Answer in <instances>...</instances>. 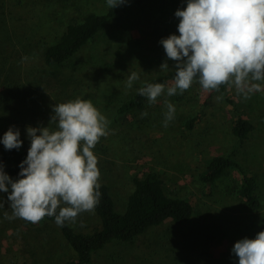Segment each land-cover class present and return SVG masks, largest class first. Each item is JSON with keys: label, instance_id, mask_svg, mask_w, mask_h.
<instances>
[{"label": "rangeland", "instance_id": "374dc122", "mask_svg": "<svg viewBox=\"0 0 264 264\" xmlns=\"http://www.w3.org/2000/svg\"><path fill=\"white\" fill-rule=\"evenodd\" d=\"M136 0L116 7L119 20L73 61L47 67L45 49L72 20L92 11L106 12V0H0V135L10 127L27 136V127H46L55 104L90 100L110 121L109 134L93 149L98 158L100 185L111 189L116 210L124 213L134 179L161 173L169 194L195 207L185 224L168 221L152 228L136 243L113 241L99 251L94 264H238L232 253L236 241L255 238L264 220V91L244 99L234 87L225 95L204 91L197 83L183 94L158 98L144 110L126 115L119 107L142 85L174 67L160 43L179 35L177 9L187 0H155L139 6ZM131 23V24H130ZM139 80L126 87L129 75ZM165 100L175 106V118L164 127ZM238 114L255 130L245 141L233 134ZM147 112V116L141 114ZM196 119L195 129L187 123ZM219 156H231L256 180L262 208L246 206L238 194L243 176L231 171L209 188L201 176ZM1 162V161H0ZM4 166V165H3ZM8 174V169L4 166ZM9 175V174H8ZM8 193L0 192V264H66L76 254L53 223L29 226L12 215ZM71 226L90 235L101 227L94 212L81 213Z\"/></svg>", "mask_w": 264, "mask_h": 264}, {"label": "clouds", "instance_id": "9594fccd", "mask_svg": "<svg viewBox=\"0 0 264 264\" xmlns=\"http://www.w3.org/2000/svg\"><path fill=\"white\" fill-rule=\"evenodd\" d=\"M110 9L128 0H106ZM177 31L161 39L167 69L173 61L174 79L169 83H147L138 90L149 104L161 96L183 94L194 81L205 91H220L222 85L234 87L244 99L264 91V0H187L177 9ZM139 80L132 72L127 88ZM164 127L175 118V106L164 101ZM48 126H28L30 147L19 165V178L13 180L0 162V192L8 193L12 215L36 224L54 217L63 227L75 223L81 213L94 212L101 192L98 158L93 149L109 134L110 121L90 100L76 98L53 106ZM147 116V112L141 114ZM6 150L19 149L20 131L10 127L0 139ZM0 207L3 201L0 199ZM232 253L238 264H264V231L255 238L235 242Z\"/></svg>", "mask_w": 264, "mask_h": 264}, {"label": "trees", "instance_id": "16d2710c", "mask_svg": "<svg viewBox=\"0 0 264 264\" xmlns=\"http://www.w3.org/2000/svg\"><path fill=\"white\" fill-rule=\"evenodd\" d=\"M155 0H136V4L142 6ZM122 24L119 20V9H107L106 12L92 11L81 20H72L61 32L55 41L45 49L43 60L47 67L62 66L70 63L83 52L97 37L107 31L115 23ZM131 24V23H130ZM132 26V24H131ZM128 23L122 24L120 29L130 28ZM175 76V68L151 78L147 83L169 84ZM200 87L198 79H194ZM202 88V87H201ZM229 86L222 85L220 91H206L211 94L221 93L225 95ZM139 90V89H138ZM138 90L119 107V114L126 115L136 111H142L148 104L146 97L138 94ZM205 91V90H204ZM236 118L233 122V134L240 140H247L254 132L255 126L245 117L238 114L233 102ZM196 119L187 123V129H195ZM5 132L0 135L2 139ZM22 146L17 149L6 150L0 143V161L8 169L9 176L15 180L19 178V165L27 157L29 143L25 137L20 135ZM238 170L243 176L239 186L238 194L247 207L258 211L262 208L261 200L257 194L256 180L245 173L243 168L231 156H219L211 161L201 180L209 188L223 180L231 171ZM134 190L129 197L127 209L124 213L116 210L111 189L107 185H101L99 191L101 197L94 213L101 221V227L90 235L77 233L66 222L63 227L55 223L54 217H45L40 222H48L56 225L66 242L76 254V259L66 264H94L95 256L99 251L113 241L136 243L137 240L152 228L163 225L168 221L176 224L189 222L195 212L194 205L187 199L173 197L168 193L165 181L159 172H149L142 178L134 179ZM29 226L36 224L25 221ZM39 223V222H38ZM264 231V220L262 221Z\"/></svg>", "mask_w": 264, "mask_h": 264}]
</instances>
